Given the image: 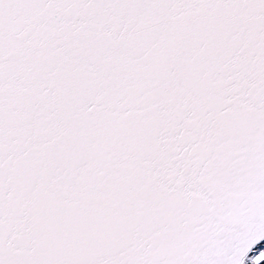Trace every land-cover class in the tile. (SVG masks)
<instances>
[{
    "label": "snow or ice",
    "instance_id": "obj_1",
    "mask_svg": "<svg viewBox=\"0 0 264 264\" xmlns=\"http://www.w3.org/2000/svg\"><path fill=\"white\" fill-rule=\"evenodd\" d=\"M0 264H264V0H0Z\"/></svg>",
    "mask_w": 264,
    "mask_h": 264
}]
</instances>
